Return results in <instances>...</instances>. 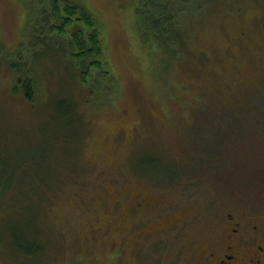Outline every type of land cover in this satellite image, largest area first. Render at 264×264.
Wrapping results in <instances>:
<instances>
[{
    "label": "rangeland",
    "instance_id": "rangeland-1",
    "mask_svg": "<svg viewBox=\"0 0 264 264\" xmlns=\"http://www.w3.org/2000/svg\"><path fill=\"white\" fill-rule=\"evenodd\" d=\"M80 1L97 20L114 82L98 76L115 90L83 94L63 51L29 50L17 70L35 73L42 97L22 103L13 64L29 7L0 0V112L31 129L63 99L82 109L87 132L77 174L63 170L47 192L50 253L56 264H191L224 215L264 209V0H199L179 27L184 50L168 63L140 40L132 0ZM49 35L46 45L64 43ZM137 193L158 203L140 208Z\"/></svg>",
    "mask_w": 264,
    "mask_h": 264
},
{
    "label": "trees",
    "instance_id": "trees-1",
    "mask_svg": "<svg viewBox=\"0 0 264 264\" xmlns=\"http://www.w3.org/2000/svg\"><path fill=\"white\" fill-rule=\"evenodd\" d=\"M23 1L29 7L30 23L19 43L18 61L13 64L16 67L13 76L19 83V86L14 85L12 88L14 96L22 103H33L37 94L42 97L41 82H36L35 73L17 70L21 59L28 61V57L22 55L29 50V53L42 52L41 55L48 51H63L59 54L60 59L63 54L76 62V70L71 69V76L83 94L89 95L93 88L99 90L102 86L107 87L98 76L110 81L113 77L106 49L101 43V30L96 18L81 1ZM132 1L140 40L150 49L155 47L163 50L168 54L167 63L171 62L185 47L186 38L179 28L184 13L201 8L204 3L199 0H184V4L180 3L181 0ZM216 1L212 0L211 6ZM34 33V44L30 45L28 40ZM49 34H55L64 43L57 45L55 42L57 49L46 45L45 42L51 36ZM40 45L47 47L41 49ZM151 55L155 56L154 53ZM153 56L150 59H154ZM89 78H96L97 81L90 82ZM110 88L115 90L113 84L106 89ZM60 101L63 102L62 108L44 112L46 116L40 115L31 129L12 120L6 112H0L1 264L57 263L55 256L50 253L57 243L46 236V230L41 225L51 204L46 199L47 192H54L60 186L63 170L70 172V176L77 174V152L87 134L80 111L82 109L69 101ZM250 116L251 112L248 114ZM8 211L11 212L9 216ZM2 213H5L4 216Z\"/></svg>",
    "mask_w": 264,
    "mask_h": 264
},
{
    "label": "flooded vegetation",
    "instance_id": "flooded-vegetation-1",
    "mask_svg": "<svg viewBox=\"0 0 264 264\" xmlns=\"http://www.w3.org/2000/svg\"><path fill=\"white\" fill-rule=\"evenodd\" d=\"M134 198L140 208L158 203L155 194L137 193ZM222 218L217 233L200 241L191 264H264V209Z\"/></svg>",
    "mask_w": 264,
    "mask_h": 264
}]
</instances>
